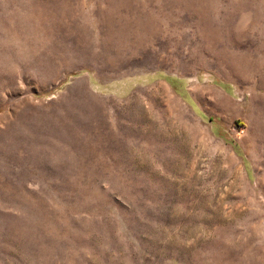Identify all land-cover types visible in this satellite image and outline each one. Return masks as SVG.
Returning <instances> with one entry per match:
<instances>
[{"label": "rangeland", "instance_id": "obj_1", "mask_svg": "<svg viewBox=\"0 0 264 264\" xmlns=\"http://www.w3.org/2000/svg\"><path fill=\"white\" fill-rule=\"evenodd\" d=\"M0 264H264V0H0Z\"/></svg>", "mask_w": 264, "mask_h": 264}, {"label": "bare ground", "instance_id": "obj_2", "mask_svg": "<svg viewBox=\"0 0 264 264\" xmlns=\"http://www.w3.org/2000/svg\"><path fill=\"white\" fill-rule=\"evenodd\" d=\"M86 65V64H85ZM6 76V75H5ZM9 80V79H8ZM212 106V105H211Z\"/></svg>", "mask_w": 264, "mask_h": 264}]
</instances>
